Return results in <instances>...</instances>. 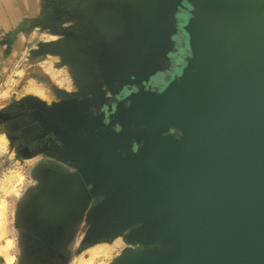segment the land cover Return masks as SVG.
Listing matches in <instances>:
<instances>
[{
	"label": "water",
	"instance_id": "water-1",
	"mask_svg": "<svg viewBox=\"0 0 264 264\" xmlns=\"http://www.w3.org/2000/svg\"><path fill=\"white\" fill-rule=\"evenodd\" d=\"M115 1L101 29L120 31L129 2V31L145 49L184 2L178 28L188 58L160 91L140 88L117 103L109 145L63 157L76 170L54 175L50 184L62 190L54 196L68 214L104 197L114 221L90 241L124 234L144 245L112 264H264V0ZM28 99L48 109L67 103L60 113L76 117L78 99ZM139 127L144 133L132 131Z\"/></svg>",
	"mask_w": 264,
	"mask_h": 264
},
{
	"label": "flooded vegetation",
	"instance_id": "flooded-vegetation-1",
	"mask_svg": "<svg viewBox=\"0 0 264 264\" xmlns=\"http://www.w3.org/2000/svg\"><path fill=\"white\" fill-rule=\"evenodd\" d=\"M184 5V2L176 3L170 8L168 29L152 35L157 42L149 49L144 48L145 41L134 43L128 27L133 12L129 2H125L122 18L126 24L120 31L101 29L109 11L117 8L115 0L110 3L96 0L93 5L90 0H82L79 7L68 11L81 18L79 25L69 31L70 42L66 45L81 84L76 95L47 103L78 99L71 104L77 109L76 117L60 113V109L68 107L67 103L48 109L41 102L28 99L12 108L14 116L6 124L12 123V127L22 130L19 141L25 149L42 154L31 165L30 181L22 188L14 206L17 245L14 264H71L76 247L90 243L91 238L100 234L101 227L114 221L113 211L102 202L104 197L95 198L87 209L82 202H76L69 214L63 211L61 198L54 196L62 192L61 185L50 181L56 173H63L62 169L76 170V162L63 157L78 156V150L84 151L93 143H111V133L119 125L108 123L121 99L140 88L160 91L173 74L178 75L188 58L186 36L178 28L183 21ZM113 22L117 23L118 18ZM125 105L129 101L125 100ZM132 131L141 134L144 127ZM138 226L134 224L129 229ZM88 234L90 237L85 242ZM104 239L107 238L95 242ZM143 246L134 244L135 248Z\"/></svg>",
	"mask_w": 264,
	"mask_h": 264
},
{
	"label": "rangeland",
	"instance_id": "rangeland-1",
	"mask_svg": "<svg viewBox=\"0 0 264 264\" xmlns=\"http://www.w3.org/2000/svg\"><path fill=\"white\" fill-rule=\"evenodd\" d=\"M70 2L64 0L61 4L55 3L45 18L37 19L30 26L27 49L23 48L11 68L0 74V124L3 125L0 127V264H4L11 255L15 257L17 253L14 206L22 188L30 181L31 165L42 156L41 153L29 151L21 145L23 142L19 141L22 136L20 128L12 127V123L6 125L14 116L12 108L20 106L25 97L30 95L38 96L46 102L76 95L81 84V79L75 73L74 65L68 57L66 45L70 42L69 31L81 21L80 17L75 19L68 11L72 7H79L82 0ZM54 42L60 43V51L53 49ZM32 84L35 87L42 86L40 88L43 89L44 97L34 93ZM6 129L8 132L4 131ZM2 134L5 141L1 140ZM103 242L110 244L112 251L104 258L97 259L95 264L100 261L112 264L126 250L135 248V243L128 242L125 235L120 234L100 242L77 246L71 264L82 251ZM88 256L86 253L87 258Z\"/></svg>",
	"mask_w": 264,
	"mask_h": 264
},
{
	"label": "crops",
	"instance_id": "crops-1",
	"mask_svg": "<svg viewBox=\"0 0 264 264\" xmlns=\"http://www.w3.org/2000/svg\"><path fill=\"white\" fill-rule=\"evenodd\" d=\"M66 1L69 3L77 0ZM59 2L61 4L64 0L63 2L62 0H0V74L5 69L11 68L23 48L27 49L30 26L37 19L45 18L49 10L55 6L54 4ZM74 17L75 19L78 18V16ZM55 18L58 19L59 17ZM21 27L22 30L16 34V30ZM17 100L20 99L17 98ZM2 126L0 124V127ZM4 131L8 132L7 129Z\"/></svg>",
	"mask_w": 264,
	"mask_h": 264
},
{
	"label": "bare ground",
	"instance_id": "bare-ground-1",
	"mask_svg": "<svg viewBox=\"0 0 264 264\" xmlns=\"http://www.w3.org/2000/svg\"><path fill=\"white\" fill-rule=\"evenodd\" d=\"M33 85L34 84H32V87H33ZM38 86H40V85L38 84ZM40 87H42V86H40ZM40 87H37V85L35 87V85H34V88L32 90L34 91V93H37L38 95L40 94V96L44 97L43 89ZM1 140L2 141L6 140L5 136L3 134H2ZM11 243H13V241ZM115 245H116V243H115ZM111 251H112V246L110 244H106L105 242L96 244L94 246H91L87 250L82 251L79 255H77L73 264H95V261L97 259L104 258L105 256L109 255ZM86 253H88V255H89L88 258L86 257ZM7 257H8V255H7ZM14 259H15V257L11 255L10 257H8V260L4 264H13ZM98 264H106V263L104 261H100Z\"/></svg>",
	"mask_w": 264,
	"mask_h": 264
}]
</instances>
